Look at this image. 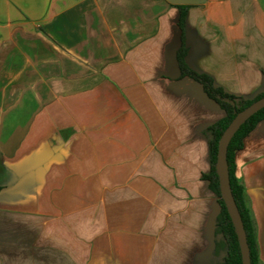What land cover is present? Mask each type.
<instances>
[{
  "label": "crops",
  "instance_id": "0c3cea01",
  "mask_svg": "<svg viewBox=\"0 0 264 264\" xmlns=\"http://www.w3.org/2000/svg\"><path fill=\"white\" fill-rule=\"evenodd\" d=\"M180 13L166 0H0V264L220 263L207 177L226 113L178 52L224 93L263 95L264 0L188 6L182 28ZM233 174L264 264V119Z\"/></svg>",
  "mask_w": 264,
  "mask_h": 264
},
{
  "label": "trees",
  "instance_id": "16d2710c",
  "mask_svg": "<svg viewBox=\"0 0 264 264\" xmlns=\"http://www.w3.org/2000/svg\"><path fill=\"white\" fill-rule=\"evenodd\" d=\"M181 11L180 18H179V26L182 28L184 13L185 10L188 8L186 5H176ZM185 54V49L182 46L178 52V60L181 67L183 74H188L189 76L193 77L197 81H199L203 87L207 95L214 99L219 105L223 108L226 113V116L216 123L213 127L209 129L211 140H210V157H211V171L208 175V179L211 184V188L216 194L220 195L219 193V186H218V178L215 171V163H216V155H217V145L219 138L221 137L223 131L226 129L228 124L232 121L237 113L248 107L254 101L260 99L264 96L260 95L256 97L252 101H245L238 97L229 95L224 93L221 89L215 88L212 84V81L209 77L205 75H199L191 71L183 61ZM264 119V109L257 112L255 115L250 117L235 133L233 138L231 139L228 145L227 151V162L229 168V176H230V185L233 197L237 204L238 210L240 212L244 228L247 235V242L250 249V257H251V264H259L256 257L255 252V244L253 239V230H252V221L250 218L249 210L247 206L244 204L243 200V189L237 183L234 174H233V154L236 150H238L242 145V139L244 136L253 129L257 122ZM221 205V212L217 219V232L222 234L224 239V256L219 264H241V255L240 249L237 242L236 234L234 232L233 225L230 221L229 215L225 208V205L220 199Z\"/></svg>",
  "mask_w": 264,
  "mask_h": 264
},
{
  "label": "water",
  "instance_id": "95a60500",
  "mask_svg": "<svg viewBox=\"0 0 264 264\" xmlns=\"http://www.w3.org/2000/svg\"><path fill=\"white\" fill-rule=\"evenodd\" d=\"M171 5H200L206 0H166ZM264 109V96L254 101L248 107L235 115L232 121L228 124L219 138L217 145V155L215 169L219 180L220 197L225 205L230 221L233 225L236 234L237 242L240 249L241 264H251L250 249L247 242V235L244 224L238 210L237 204L232 194L230 185L229 168L227 162L228 145L240 129V127L257 112Z\"/></svg>",
  "mask_w": 264,
  "mask_h": 264
}]
</instances>
